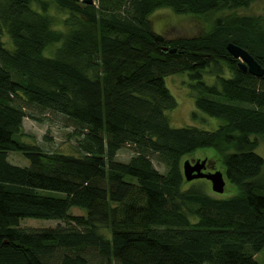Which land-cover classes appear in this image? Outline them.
<instances>
[{
	"label": "trees",
	"instance_id": "1",
	"mask_svg": "<svg viewBox=\"0 0 264 264\" xmlns=\"http://www.w3.org/2000/svg\"><path fill=\"white\" fill-rule=\"evenodd\" d=\"M84 1L0 0V264H262L264 82L225 49L264 67V16L237 11L255 0ZM160 8L205 30L168 40L149 25ZM176 73L214 129L169 125L164 77ZM44 113L69 122L73 153L19 139L23 118ZM196 150L211 151L232 195H207L200 178L184 187L181 163Z\"/></svg>",
	"mask_w": 264,
	"mask_h": 264
},
{
	"label": "rangeland",
	"instance_id": "2",
	"mask_svg": "<svg viewBox=\"0 0 264 264\" xmlns=\"http://www.w3.org/2000/svg\"><path fill=\"white\" fill-rule=\"evenodd\" d=\"M239 13L261 15L264 16V0H255L247 8L238 9ZM151 30L161 34L164 38L170 40L178 37H191L205 30V23L193 15H178L174 14L167 8L155 10L148 17ZM6 37V36H4ZM45 54V52H44ZM224 75L230 73L222 66ZM207 81L211 80L209 75H205ZM165 85L175 100V107L166 112L169 125L172 127L181 126H196L203 129H214L219 120L210 117L207 114L196 109L193 104L192 92L187 87V77L183 73H176L164 77ZM194 114V115H193ZM40 120H33L24 117L22 120V129L19 134V139L23 142L37 145L43 151H54L62 153H73V145L75 137L71 134L72 127L69 122L60 115L53 113H44L37 115ZM255 152L259 154L264 161V134L257 138ZM210 150H196L193 154L185 156L188 160L196 158L205 159V165L208 171L220 170L221 168L215 164L212 159H209ZM132 155L130 147H121L116 153V159L127 161ZM7 159L16 165H28V160L20 153L11 151L8 153ZM152 165L158 171H163L164 167L159 163L154 156L151 157ZM264 176V168L262 170ZM224 186L221 192H214L210 188L208 180L200 178L191 183L201 186V189L209 196L214 198H226L234 193L233 186L223 177ZM186 182V181H185ZM184 187H187V182ZM71 214H84V211L73 207L70 209ZM63 225L61 221L42 220L24 218L19 221V226L24 228H40ZM255 259L264 264V246L257 252Z\"/></svg>",
	"mask_w": 264,
	"mask_h": 264
},
{
	"label": "water",
	"instance_id": "3",
	"mask_svg": "<svg viewBox=\"0 0 264 264\" xmlns=\"http://www.w3.org/2000/svg\"><path fill=\"white\" fill-rule=\"evenodd\" d=\"M86 3H91L92 0H85ZM165 49V48H163ZM225 49L228 54L235 60H237V67L241 71H246L254 77H259L264 82V67L261 66L246 50L227 42ZM169 52H173L174 49L170 48ZM196 55H203L201 53H194ZM205 158L195 159L193 162L184 159L181 163V172L185 181H190L196 178H204L209 181L210 188L214 192H221L224 186V179L221 171L213 170L204 172Z\"/></svg>",
	"mask_w": 264,
	"mask_h": 264
},
{
	"label": "flooded vegetation",
	"instance_id": "4",
	"mask_svg": "<svg viewBox=\"0 0 264 264\" xmlns=\"http://www.w3.org/2000/svg\"><path fill=\"white\" fill-rule=\"evenodd\" d=\"M190 161L193 162L194 160H190ZM204 171H208V169L206 168V165H205Z\"/></svg>",
	"mask_w": 264,
	"mask_h": 264
}]
</instances>
